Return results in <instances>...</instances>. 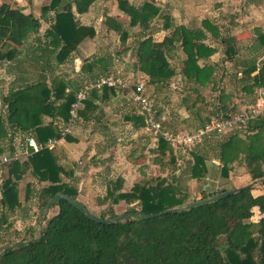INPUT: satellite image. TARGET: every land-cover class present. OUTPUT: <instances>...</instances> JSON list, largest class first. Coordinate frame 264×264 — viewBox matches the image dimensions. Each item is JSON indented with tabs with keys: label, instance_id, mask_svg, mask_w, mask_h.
Segmentation results:
<instances>
[{
	"label": "trees",
	"instance_id": "trees-1",
	"mask_svg": "<svg viewBox=\"0 0 264 264\" xmlns=\"http://www.w3.org/2000/svg\"><path fill=\"white\" fill-rule=\"evenodd\" d=\"M95 1L50 0L41 7L42 14L53 13V22L44 36L50 46L47 52L56 51L54 57L57 63L71 57L83 39L95 36L92 25L81 24L77 19V14L87 12ZM118 3L120 9L129 15L130 26L148 27L151 20L160 14L159 7L153 1L145 0L138 7L127 0H118ZM22 8L19 4L0 3V62L14 60L19 47L41 29L40 18ZM164 18V28L167 29L169 17L164 15ZM107 19L110 20L107 21L110 28H120L116 23L111 24L112 19ZM202 22L208 30L218 35L217 28L208 20ZM127 36L128 33L122 31L123 41ZM205 37L203 29L184 25L175 27L171 35L159 42L149 35L139 41L135 51L137 69L147 74L150 84L166 82L175 74L166 58V50L178 42L186 55L182 75L192 82L205 85L213 76L214 66L207 62L200 64L199 60H206L217 52L215 47L204 42ZM235 39L234 36L221 39L229 58L235 54L232 45ZM257 40L258 45L254 50L264 48V32H259ZM96 62H89L88 69L95 67ZM241 73L245 91L250 92L255 87L264 88V59L260 64H257L256 58L248 60ZM68 86L67 81L57 77L52 79L50 85L39 80L9 90L8 95L2 98L7 113L0 111V139L7 136L12 139L15 131L31 133L39 143L49 138L59 139L61 134L58 127L53 121L43 122L42 116L62 117L63 122L69 120L76 89L71 87L66 91ZM115 90L107 86L92 89L78 111V117L91 119L93 112L99 108L98 102L108 100L116 94ZM102 115L98 113L96 119ZM142 115H126L125 119L139 129L146 123ZM245 128L254 133L245 138L232 134L220 143L218 158L222 164L221 174L228 177L230 164L243 158L247 174L251 180H257L264 177V117L249 120ZM70 134L64 137L66 141L74 140ZM155 143L162 152L166 149L172 151V144L162 136ZM9 148L13 151L15 144ZM26 172L32 173L38 181L46 182L39 192L44 199L43 206L52 202L57 192H63L72 199L77 198V188L63 180V169L56 153L52 148L43 147L26 160H16L9 165L8 177L1 184L0 206L3 209L13 210L20 204L17 180ZM206 172V156L199 151L194 152L191 176L195 178ZM67 174L70 176L72 171ZM122 184L123 179H117L114 186L108 187V196L112 197L114 203L120 200L137 202V210H127L119 221L114 219L120 214L111 211L107 216L102 213L98 217L106 221L99 222L88 217L89 212L82 204L75 206L58 198L52 203L57 206V212L45 221L40 234L19 241V245L13 242L6 247L0 253V264H264V192L254 194L252 189L255 186L243 187L226 197L184 208V199L179 196L174 183L168 182L166 177L151 185L136 182L128 191H120ZM173 208L178 210L144 218L146 213ZM255 208L263 216L251 221ZM130 213L135 216L131 217Z\"/></svg>",
	"mask_w": 264,
	"mask_h": 264
},
{
	"label": "rangeland",
	"instance_id": "rangeland-1",
	"mask_svg": "<svg viewBox=\"0 0 264 264\" xmlns=\"http://www.w3.org/2000/svg\"><path fill=\"white\" fill-rule=\"evenodd\" d=\"M20 1L25 5L23 11L39 15L42 24L39 33L29 37L19 47L14 60L0 62V111L3 114L7 113V108L2 98L8 95L9 90L39 80L50 85L52 79L60 77L68 82L66 91L73 87L76 92L103 75L119 76L129 85L116 88L115 95L99 101V108L93 112L91 119L78 117L70 134L74 140L61 139L52 148L63 169V180L77 188L76 199L89 213L108 216L113 211L125 216L127 210L138 209L137 202L120 200L114 203L108 196V187L114 186L119 178L123 179L120 191H128L136 182L151 185L166 177L177 187L184 205L219 193L222 189L238 188L254 181L246 172L243 158L230 164L228 177L222 176V164L218 158L221 142L232 134L245 138L254 131L242 128L220 135L205 134L189 147L176 143L171 145L172 151L166 149L162 152L153 141L154 133L146 128V123L136 129L125 116L142 115L130 96L131 88L138 82L144 83L145 92L153 103L155 118L164 130L175 137L194 132L223 114H233L255 103L259 91L264 88L245 91L241 71L248 60L256 58L257 64H260L264 59L263 47L254 50L258 45L257 35L264 32V0H149L159 7L160 14L144 28L129 25V15L120 9L118 0H102L85 24L94 27L95 36L83 39L63 63L56 62V51L47 52L50 46L44 33L53 22V13L48 12L43 19L45 14H42L41 7L50 0H0V3L8 2L16 6ZM144 1L127 0L135 7ZM164 15L169 17L167 29L164 28ZM107 18L112 19V25L116 23L120 28H110ZM204 20L217 28V36L204 26ZM178 25L203 29L206 34L204 42L217 50L208 59L199 60L200 64L207 62L214 66L213 76L205 85L182 75L186 55L178 42L166 50V58L175 71L166 82L150 84L147 74L137 69L135 51L139 41L151 35L159 42L171 35ZM122 31L128 33L125 41L121 39ZM230 36L236 38L232 43L235 49L232 58L225 54L224 43L221 42L223 37ZM84 41L87 44L80 55L81 50H76ZM96 60L95 67L88 69L87 64ZM100 112L103 115L97 120ZM42 117L45 123L53 121L60 131L62 117ZM27 135L35 138L31 133L15 131L12 139L10 136L0 139V156L11 151L10 145L21 147ZM197 151L206 156L207 172L193 178L191 166L193 153ZM27 157L24 154L18 161L22 162ZM10 164L0 166V197L1 184L8 177ZM69 171H72L70 176L67 174ZM45 186L46 182L38 181L30 172L17 180L20 204L13 210L0 206V253L13 242L37 237L45 221L57 212V206L52 203L42 205L44 199L39 192ZM252 191L254 194L264 192V183L256 184ZM129 215L135 216L132 213ZM262 216L263 213L255 208L250 220L257 221Z\"/></svg>",
	"mask_w": 264,
	"mask_h": 264
},
{
	"label": "built area",
	"instance_id": "built-area-1",
	"mask_svg": "<svg viewBox=\"0 0 264 264\" xmlns=\"http://www.w3.org/2000/svg\"><path fill=\"white\" fill-rule=\"evenodd\" d=\"M104 86L116 89L119 87H128L129 85L124 79L116 75H103L94 81L85 84L76 92L75 100L71 104L69 111L70 118L67 122H63L60 128L61 137L59 139L49 138L46 142L39 143L34 137L27 135L25 136L24 143L21 147L15 144L13 151L0 156V166L19 160L24 154L27 157L43 147L53 148L61 139H64L67 134L72 132L75 122L78 119V111L83 107L84 101L87 99L90 91L92 89H101ZM258 94L259 96L256 102L250 105L247 109L245 108L236 114L226 113L227 115L213 119L204 127L194 132H185L181 137H175V135L173 136V134L164 130L160 121L155 118L153 103L145 92L144 83L138 82L135 84L134 87L131 88L130 96L132 101L138 106L141 114L144 115L146 128L153 131V141H156L159 136H162L172 145H176V143H184V148H186L191 144L200 141L205 134H226L236 129L245 128L249 120L264 117V89L260 90Z\"/></svg>",
	"mask_w": 264,
	"mask_h": 264
},
{
	"label": "water",
	"instance_id": "water-1",
	"mask_svg": "<svg viewBox=\"0 0 264 264\" xmlns=\"http://www.w3.org/2000/svg\"><path fill=\"white\" fill-rule=\"evenodd\" d=\"M263 182H264V177L263 178H260V179H257V180H254V181H252V182H250V183H248V184H246V185H244L242 187H238V188H233V189H229V190H226V191H222V192L213 194V195H211L209 197H206V198L194 199L192 202L186 204L184 206V208H191V207L197 206V205L202 204V203H206V202H209V201H214V200H217V199L226 197L229 194H232V193L240 190L243 187H253L257 183H263ZM58 198L65 199L70 204L75 205V206H80L81 205V203L77 199H72L71 197H69L68 195L64 194L63 192H57L54 195L53 201L52 202H48L45 206H49L51 203H55ZM176 210H178V208L164 210V211L156 212V213H146L144 215V218H152V217H156L158 215L164 214L166 212L176 211ZM88 217L90 219H94V220L99 221V222H105L106 221V219H102V218H100V217H98L96 215H93L91 213L88 214ZM123 217H124V214H120L117 217H115L114 220L115 221H119V220L123 219ZM19 244H20V242H16V245H19Z\"/></svg>",
	"mask_w": 264,
	"mask_h": 264
},
{
	"label": "crops",
	"instance_id": "crops-1",
	"mask_svg": "<svg viewBox=\"0 0 264 264\" xmlns=\"http://www.w3.org/2000/svg\"><path fill=\"white\" fill-rule=\"evenodd\" d=\"M102 0H96L93 4H91V6L89 7V10L87 11V12H85V13H83V14H77V19L78 20H80L81 21V24H88V22L86 21L87 19H89L90 17H92V13H94V12H92L93 11V9H95V7L96 6H98V4L101 2ZM19 5H21L22 7H24L25 5L22 3V1H20V2H17ZM27 12H29V11H27ZM36 17H39V15H36L35 13H33ZM97 14V13H96ZM45 17H46V14L45 15H43V19H45ZM40 18V20H41V22H42V18L41 17H39ZM85 20V21H84ZM86 41H84V42H82L80 45H79V48L76 50V52L77 51H79V50H81V51H79V54L80 55H82L83 54V52H84V47L86 46ZM258 184V183H257ZM254 186H256V185H254ZM263 193V192H262Z\"/></svg>",
	"mask_w": 264,
	"mask_h": 264
}]
</instances>
